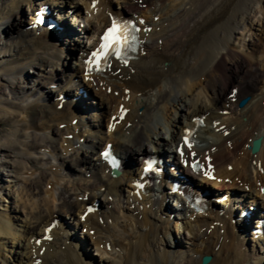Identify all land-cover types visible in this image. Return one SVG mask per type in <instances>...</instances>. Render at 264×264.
<instances>
[{
  "label": "bare ground",
  "instance_id": "6f19581e",
  "mask_svg": "<svg viewBox=\"0 0 264 264\" xmlns=\"http://www.w3.org/2000/svg\"><path fill=\"white\" fill-rule=\"evenodd\" d=\"M0 1H3L0 2V34L15 35L9 37L10 40L5 37L7 39L0 46V86L4 89L0 91V97L5 95L7 88V95H12V100L0 98V122L6 117H13L14 126L9 137L0 145V152L6 154L11 164L0 162V165L20 173L21 180L30 181L40 194L39 199H33L30 194L23 200L22 193L18 192L19 201H23L22 207L30 210L28 214L34 226L40 227L38 230L42 231H35L29 238L27 236L26 251L27 248L30 250L27 256L18 258L21 264H24V259L29 260V264H87L83 259L88 258L90 246L110 264H200L203 255L211 256L210 264H264V242L253 244L252 238L264 239L256 238L255 235L251 237L247 233L251 220L246 222V227L244 219L240 218L241 212L251 210L245 199L248 197L241 195L243 190L248 188L258 194L261 187L264 188L263 137L257 154L252 155L244 149L245 144L262 135L263 130L260 129L264 127V38L257 37L249 42V53L239 52L246 47L245 37L248 32L252 33L254 20L261 25L260 31L264 34V0H123L117 10L111 7L110 0H95V7L93 0H77L86 10L84 22L94 32L109 24L111 15L129 14L130 18L141 24V44L136 60L127 64L112 62L104 75L100 76L81 74L82 58L87 50H80L81 55L74 69H71V74L63 78L54 72L48 77H43L42 73L46 67H63L67 56L70 59L68 51L72 48L66 46L62 51L59 44H63L61 41L64 40H58L55 37L58 34L54 31L48 32L46 29L37 33V28L28 29L27 26L33 22V14L28 24H23L19 17L22 4H26L32 13L36 5L45 3H33V0ZM258 8L260 10L257 11ZM49 9L54 19V9ZM61 13L60 10L56 14L58 18H61ZM256 13L261 14V19ZM15 19L17 24L13 23ZM59 26H64V20ZM147 27L149 31L142 32ZM64 52H67L66 57H63ZM258 59L261 61L256 67L253 62ZM164 62L168 63L166 67L162 66ZM31 68L37 69V80L28 77V81L34 84V90L39 84L36 96L40 95L39 99L45 100L46 105L38 100L33 101V96L28 94L32 88L22 86L28 76L26 69ZM4 75L6 78H3ZM202 77L204 81H201ZM62 80V87H65L63 92L60 88L52 96L50 89L49 92L45 91L48 81L57 84ZM52 88L56 90V85ZM78 89H83L85 96L93 90L102 99L97 105H102L107 114L105 119L101 115V108L99 121L108 124L112 118L115 124L112 133L109 131L101 139H95L97 141L83 138L89 130L84 129L83 116L80 114H85L90 107L82 105L88 98L74 92ZM59 94H62V98L58 100ZM127 95L129 99L125 101ZM247 95L251 96V100L238 109L237 102ZM75 97L77 100L74 104ZM136 98L139 102L134 104ZM137 106H141L140 112L136 110ZM122 110L125 112L123 117ZM196 117L202 119L205 126L196 133V144L182 150L187 159H197L201 164L203 162L207 173L214 172L216 177L211 184L228 193L229 197L225 207L220 210L222 213L213 211L214 204L212 210L197 213L179 199V193L175 196L181 210L189 211L190 217L194 216L189 226L184 228L189 235V247L183 253L173 239L164 240V247L156 242L157 238L168 235L167 224L162 226L160 220L169 218L173 213L163 206L167 198L165 191H162L163 184L150 187L146 202L140 203V199L145 196L137 197L136 192L142 191L134 186L137 180L132 172L125 170V173L115 178L105 174L106 167L99 154L102 149L96 150L101 143L112 144L113 151L122 157L124 165H131L129 168L133 170L137 166L136 161L141 163L154 152L165 154V146L173 144L176 148L180 145L183 130L192 128ZM242 117H246V122L241 120ZM77 118L73 126L72 120ZM59 124H64L61 131L58 129ZM165 133L169 134V139L164 138ZM69 135H72L71 139ZM78 150L83 153L89 151L88 154H92V150L96 151V157L90 160L85 154L86 160L81 161ZM70 152L69 158L74 157V162L84 167L78 168L79 171L73 174L78 176L75 181L68 173L67 179L72 181L71 188L65 183L66 176L62 173H67L64 167L58 164L60 157L65 158ZM239 152H242V156H238ZM167 153V157L177 161L176 156ZM46 155L50 158L45 162V170L35 177L31 164L36 157L44 159ZM89 169L92 170L90 179L82 178L84 173L90 172ZM181 174L185 182L195 179L194 175L184 171ZM256 182L259 186H256ZM121 184L127 187L126 195L121 191L120 194L116 193V187ZM58 188L62 190V195L67 193L66 199H58ZM122 194L121 200L125 203L120 202L119 196ZM109 195L119 197L121 206L112 199L107 200ZM95 201L98 209L87 212L86 208L96 206ZM255 203H250L255 207L251 212L252 217L259 215ZM57 204L71 217L77 214L74 225L86 229L92 236L91 243L79 241L71 229L67 237L59 242L62 251L68 248L73 250L63 253H60L59 248L52 250L57 246L58 231L65 232L70 227L68 223L58 224L56 230L45 233L46 227L57 219L53 217ZM109 204H112V208L105 209ZM84 213L87 214L83 223H80V215ZM128 221L130 225H127ZM14 227L12 218L0 212V234L14 238ZM29 232V228L21 230L25 236ZM233 236L239 238V242L233 244L235 246L224 244ZM247 236L251 238V243L246 239ZM51 245L54 246L51 248ZM239 245L246 246L250 258H253L252 262L245 258V254L237 253L236 246ZM77 250L82 252L83 258L79 257ZM189 254L196 255L190 258ZM65 258L67 262L64 263Z\"/></svg>",
  "mask_w": 264,
  "mask_h": 264
},
{
  "label": "rangeland",
  "instance_id": "374dc122",
  "mask_svg": "<svg viewBox=\"0 0 264 264\" xmlns=\"http://www.w3.org/2000/svg\"><path fill=\"white\" fill-rule=\"evenodd\" d=\"M39 1H41V0H34L35 3H38ZM44 1H46L48 3L53 2V3L59 4L60 7H62L63 5H66V6L68 5L69 7H74L75 5L76 6L78 5V7H80V11L82 10V12H85V8H84L83 4L82 3H78L77 0H75V1L74 0L73 1H69V0H44ZM0 2L3 3V1H0ZM110 3H111V7L117 10L123 4V0H115V1L114 0H110ZM262 6H263V12H264V3L262 4ZM35 7L38 8V5H36ZM258 10H260V9L258 8L257 11ZM20 13H21V15L19 17L22 18L23 24H24V22H25V24L29 23L30 12H29V8H28V6L26 4L25 5L22 4ZM256 14H257V17L259 15V18L261 19V17H262L261 14L260 13H256ZM13 23L17 24V20L15 19ZM256 23L257 22L254 20V27H253L254 29L252 30V33L248 32V35L245 37V39H246L245 40L246 47L245 48H241L239 50L240 53H243V54L249 53V50L247 49V47L250 44L249 42L255 40L257 37L264 38V34H262V32L260 31L261 25L259 26V24H256ZM75 26H77V23H75ZM87 28H88V25H86V23H85V28H84V30L81 31V32L86 31V36L84 37V39H80V37H77L76 41L75 40H74V42L70 41L71 42L70 45H69V42L66 43L67 46H70V48H72V49L74 48V50L76 51L75 54L79 53V51H78L79 49H84V47L87 48L89 46V40L87 38V35L90 33V31ZM14 36L15 35H3V34H0V46L2 47V43H3V41H5V39H7L9 37H14ZM5 37H7V38H5ZM9 40H10V38H9ZM61 42L63 43L64 41H61ZM59 45H60V48L63 51L65 49V46H63L64 43L63 44H59ZM74 50H71V52H74ZM75 54H71L70 59H69V56H67V58H66L67 62H66V64L63 67H61V66L60 67L59 66H54V67H46V66H44V68L46 67V69H44V73H42V75L44 74L43 77H48L53 72L56 73V75L60 76L61 78H63L64 75L71 74V71H72L71 69H74V66H75V63H76V60H77V57L74 56ZM65 55H67V52H64L63 57ZM1 57H2V55H0V59H1ZM259 60L261 61V59H258L257 62H253V64L256 67H258L257 64H258V62H260ZM167 64H168L167 62H164L162 64V66L166 67ZM25 73L28 76L26 77L25 83H23L22 86L26 87V89H27V87H31L32 88L31 90L29 89L30 91L28 90V94L33 96L32 97L33 101L34 100H38L39 102H42L43 104L46 105L45 100L42 101V100L39 99L38 96H40V95L36 96V94L39 92V90H38L39 89V84H38V86L36 85V90H34V88H33L34 84L31 83V81L30 82L28 81V77L30 78V80H33V79L37 80V78H36L37 69L36 68L26 69ZM3 78H6V76L4 75ZM74 78H76V76ZM203 78L204 77L201 78V81H204ZM41 79H39V82L43 83V80H41ZM44 81H46V78H44ZM49 82L50 81H48L46 83V85H45V87H46L45 91L49 92V89H50V91H52V94L50 93V95L55 96L60 88H62L61 89L62 92L64 91L65 87L64 86L62 87V85L64 84L63 80L61 82H58L57 84H55L56 85V90H54L51 87V85H52L51 83H56V82H50V83ZM49 84H51V85H49ZM0 88H1L0 91L2 92L4 90L3 86L1 85ZM8 90H9L8 88L5 90L6 93H5L4 96L0 97L1 99L7 98L8 100H12V95H7ZM77 91L78 90H75L74 92L76 93ZM90 91H91L92 95L90 93V95H89L90 97H88V100L86 99V101H84V103H86L91 109L88 110L84 115H81V116H83L84 117L83 119H85L84 123H83V125L85 126L84 129H86V126L90 125L91 127L94 128V130L90 131L89 134L85 133L83 138H86V139H89V140H92V141H97V140L101 139L102 137H104V134H105V132H107V130H106L105 124H101V122L98 121L99 120V114L98 113H100L102 105H100L98 107L97 104L101 103L102 99L98 96V94L96 92H94L93 90H90ZM40 93H41V91H40ZM23 96H24V94H23ZM248 97H250V96H248ZM45 98H46V96H45ZM137 101L139 102V100H137V98H136V99H134L133 103L137 104L138 103ZM89 102L92 103V104H89ZM53 103H55L54 100H53ZM56 104H58V103L56 102ZM106 109H108V108H106ZM104 110L105 109L102 108L101 115L105 117L107 112H106V110L105 111ZM136 110L138 112H140L141 111V106H137ZM77 119H79V118H77ZM105 119H106V117H105ZM12 120H13V117H11V118L10 117H6L3 121L0 122V145L2 144V142L6 138L9 137V134L11 133L12 128H14ZM242 120H243V122H245L246 121V117H242ZM99 123L101 125H99ZM63 125L64 124H59L58 129L60 131L64 129ZM54 128H56V126H54ZM82 130L83 129L81 128V131ZM261 130H263V131H261V133H262V135L264 137V127H262ZM80 133H82V132H80ZM81 135H83V133ZM164 138L165 139H169V134L165 133L164 134ZM95 139H97V140H95ZM29 141H31V140H29ZM172 146H173V144L171 145V147ZM244 147H245L244 149H246V152L248 153L247 145L246 146L244 145ZM100 148H102V146H99L98 149H100ZM165 149H168V147H166ZM78 152H79V156L78 157H79V159L81 161H85L86 160L85 159L86 156H88L89 159L91 160L92 157L94 158L95 153H96V152H94V153L92 152V154H88L89 151H88V153H85V152L83 153L82 150H78ZM71 153L72 152H70L67 156H65V158L60 157V160H58V164H60V167H64V170H65L64 172L67 173V174H65V173H62V174L66 176L65 177V183L67 182L66 185L70 186V188H71V182L72 181L67 179L68 176L69 175L73 176L74 173H77L79 171L78 168H80V169L84 168V167H82V165L78 166L77 163L74 162V157L69 158L70 157L69 155ZM240 153H242V152H239L238 156H242V154L240 155ZM85 154H86V156H85ZM46 156L47 157H44V159H41V157H36L34 159V162L31 164V166L35 170V172H34L35 173V175H34L35 177L39 176L41 173L44 172L45 166H46L45 162H47L48 158H50V156H48V155H46ZM0 162H9V165L11 164L9 158L6 157V154H3L1 152H0ZM46 169H47V167H46ZM69 172H70V174L68 175ZM90 172L84 173L82 178H85L87 180L90 179V174H92V170H90ZM251 174H252V172H250V175ZM77 177L78 176H76V174H75L72 178H74V181H75L77 179ZM121 185L122 186H120V187H118V186L116 187V193L120 194V191H121V192H123L124 195H126L125 191L127 190V187L123 186V184H121ZM43 186H44V184H42V187ZM256 186H258V182H256ZM208 188L210 189V191L213 190V186L211 184L208 185ZM18 192L22 193L23 200L27 199L28 198L27 196L30 195V194H31V196L34 197L33 199H35V198L39 199L40 198L39 191L36 190L35 186L30 184V181L25 182V181L21 180V174L20 173H15V170H13L11 167H4V165L3 166L0 165V212L1 213H6L8 216H10V218H12V220L14 221V226H15L14 228L16 230L14 238H12L11 236L5 237L4 235L0 234V246H2V247H0V250H1L2 258H4V260L6 259L5 260L6 262H5V261H2L3 260L2 258H0V264H21L20 263L21 260L18 259V258L21 257L22 255H23V257H25L24 255H26L27 251L30 250L29 248H27L28 250L26 251V243H27L26 238H27V236L29 238L31 234H33L35 231H37L40 228V227L34 226L35 223H33V220L31 219V216L28 214V211H30V210L27 209L26 207H24V208L22 207V206H24V205H22L23 201H19ZM25 192H26V194H25ZM245 192L252 194V196H254V198H256V200L261 202V200H259L258 197H256V193L255 192L248 191V190H245ZM66 194L67 193H65V195L64 194L62 195V190L60 188H58V191H57L58 199H64V198L66 199V197L68 196ZM109 196L107 197V200L110 201V199H112L115 202H117L118 205L120 204V202L121 203L124 202L123 200H121L123 198L122 195L119 196L120 197V202L118 200L119 197H115L114 195H112V196L109 195ZM215 196H217V195L214 194L212 196V198H215ZM249 197H251V196H249ZM101 199L106 201L105 198L101 197ZM101 199H100V202L103 203V201ZM213 204H214V210L213 211H216V212H220L221 208L225 207L224 206L225 205V201H222L220 204L212 202V205ZM120 206H121V204H120ZM106 207L111 209L112 208V204L111 205L109 204L108 206H105V209H107ZM130 209H132V208H130ZM43 214H44V211H43ZM149 215L151 216L153 214H149ZM54 216L57 217V219H56L57 222L55 224L68 223L70 226H73L74 222L77 220V214H74L71 217L70 214L66 213L64 211V209H62V207L60 209L58 204L56 205V209L53 212V217ZM180 216H182V215H179V217ZM183 217H184V219H181V217H180V219L169 217V219L165 218V219L160 220V221H162V226L167 224L166 228L168 230L167 231L168 235L167 236L166 235L162 236L164 239L162 237H159L160 240H159V238H157L158 240L156 239L157 240L156 242L160 245V247H164V245H165V243H164L165 241L164 240H167V239L170 238V239L175 240L176 243L179 244L180 251H182L183 253L186 252L187 248L189 247V241H188L189 235H188V233L186 232V230L184 228L189 226L190 221L193 220L194 216L190 217L189 213H187V214H183ZM127 225H130L129 221L127 222ZM134 226H135V228H137L136 224H134ZM176 226H177V228H176ZM157 227L159 229H161V227H159V226H157ZM26 228H29L30 232L25 236V235L21 234V230L22 229H26ZM39 231L40 230H38L37 232H39ZM41 232L42 231H40V233ZM58 233H59L58 234V239H57V246L58 247L56 246V244H55L56 247H53L54 245H51V248L53 247L52 250L55 251V250H57L59 248L60 249V253H63L66 250L68 252H70V250H73V249H69L68 248V249H64V251H62L63 249H62V245H60V242L63 239H65V237H67L66 236L67 232L58 231ZM74 236L75 237L78 236L79 239H82V240L88 239V242H90V243H91V241H93L92 236L89 233H87L85 231V229H83L82 227H78V229L76 230V235H74ZM227 236L228 235H226V237ZM238 240H239V238L237 236H235V237L233 236V239L232 238L228 239V242H227L228 244L225 241H224V244L235 246L233 244H237L239 242ZM245 249H246V246H240V245L236 246L237 253L240 252L239 254H245L246 255L245 258H247L248 261L250 260V262H252L253 258H250L251 257L250 252L247 249L246 250ZM52 250H51V252H52ZM41 252L42 251H40V253ZM77 252H78V255L80 254L79 257L83 258L82 252L78 251V250H77ZM87 252H88V254L87 253L86 254H87L88 258L87 259H83V262H85V263L86 262H88V263L90 262L89 264H110V263H107V261H105L104 257H102V256L100 257L98 255V252H96V250L93 247H90V249H88ZM248 254H249V256H248ZM195 255L196 254H189V257L191 258V256L194 257ZM263 255H264V253H263ZM263 255H260L259 257H263ZM252 257L255 258V256H252ZM110 259L111 258L109 256V260ZM193 259H195V258H193ZM257 261H258V259L256 260V262ZM51 262L55 263L53 260H51ZM65 262H67L66 258L64 259V263ZM24 264H29V260L24 259ZM218 264H220V263H218Z\"/></svg>",
  "mask_w": 264,
  "mask_h": 264
},
{
  "label": "snow or ice",
  "instance_id": "6c2138e0",
  "mask_svg": "<svg viewBox=\"0 0 264 264\" xmlns=\"http://www.w3.org/2000/svg\"><path fill=\"white\" fill-rule=\"evenodd\" d=\"M93 7H95V0H93ZM127 28V25H118L114 20L112 26L106 30L102 37L103 43L100 45V49L92 54L93 57H95L97 61H100L102 58L107 57L110 49L119 57L122 54V49L129 45L130 38ZM134 39V36L131 37V40ZM103 155L105 158H108L109 153L105 152ZM112 163L113 167H115V161H112Z\"/></svg>",
  "mask_w": 264,
  "mask_h": 264
},
{
  "label": "water",
  "instance_id": "95a60500",
  "mask_svg": "<svg viewBox=\"0 0 264 264\" xmlns=\"http://www.w3.org/2000/svg\"><path fill=\"white\" fill-rule=\"evenodd\" d=\"M247 99H243L241 102H240V105H243L245 102H246ZM260 141H261V138H258L256 139L255 141H253L252 143V147H251V152L252 153H256L259 149V146H260ZM210 260V257L208 256H204L202 259H201V264H206L208 263Z\"/></svg>",
  "mask_w": 264,
  "mask_h": 264
}]
</instances>
